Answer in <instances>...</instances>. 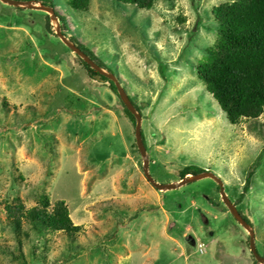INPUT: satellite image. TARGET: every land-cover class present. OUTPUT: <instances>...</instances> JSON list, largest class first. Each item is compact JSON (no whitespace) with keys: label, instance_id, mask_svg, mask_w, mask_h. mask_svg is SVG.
<instances>
[{"label":"rangeland","instance_id":"obj_1","mask_svg":"<svg viewBox=\"0 0 264 264\" xmlns=\"http://www.w3.org/2000/svg\"><path fill=\"white\" fill-rule=\"evenodd\" d=\"M14 1H0V264H252L248 230L263 257L264 167L236 201L264 150V111L228 123L196 75L213 37L196 27L194 13L208 19L223 0H156L151 9L90 0L86 11L51 0L73 36L62 35L66 43L46 32L40 0ZM77 43L112 70L100 68L123 99L77 68ZM13 94L23 97L15 108ZM128 97L141 110L148 175L176 188L147 180L122 107ZM188 165L221 180L227 204L249 219L248 228L211 176L180 183L177 170ZM40 190L50 208L63 201L79 231L40 237L21 219L15 233L5 205L28 211Z\"/></svg>","mask_w":264,"mask_h":264},{"label":"trees","instance_id":"obj_2","mask_svg":"<svg viewBox=\"0 0 264 264\" xmlns=\"http://www.w3.org/2000/svg\"><path fill=\"white\" fill-rule=\"evenodd\" d=\"M30 1L34 3L38 0ZM89 1L68 0V5L74 10L86 11ZM116 1L132 5L138 9H151L156 2V0ZM39 3L54 10V5L51 0H40ZM210 12L211 16L208 19L207 14H201L199 16L197 13H194L196 27L205 28L213 37L211 44L206 48L204 57H201L198 63L196 72L198 80L203 84L206 91L212 95L220 110L224 113L228 123L237 124L242 119L247 122L254 121L264 111V0L218 1L217 4L211 6ZM54 14L59 23L61 35L68 38L70 42H73V36L69 34L63 17L59 16L55 11ZM176 19L178 22L184 21L181 15H177ZM45 20L44 26L46 32L55 36L49 14H46ZM193 35L194 31L190 36L193 37ZM76 47L95 66L110 74L113 73L110 68L97 59L86 47L79 43L76 44ZM75 58L77 68L83 71L90 81L104 85L119 97L113 80L94 70L79 55L76 54ZM41 66L47 69L46 71H51V68L47 65L43 64ZM11 96L13 98V108L17 104L21 105L20 102L23 97H19L16 94ZM2 101L6 105L9 103L5 97H2ZM129 101L142 117L140 108L131 99ZM122 107L126 119L134 130L136 124L135 117L123 103ZM140 136L145 147L141 131ZM133 147L139 154L135 139ZM257 156L247 168L244 176V186L242 192L237 197L236 205L243 201L244 193H249V187L255 171L259 167H264V150ZM52 162L54 161L52 160ZM182 168L181 170H177L178 180L186 176L198 175L205 172L196 165H188ZM215 190H219L217 183L215 184ZM37 200V205L25 212L22 211L21 205H5V220L14 227L15 233H17V230H19L22 224L21 219L30 224L33 231L42 234L40 237L45 236L47 233H58V231H63L67 234H73L79 231L80 226H74L71 222L62 200L50 208L48 196L43 190L39 191ZM248 200L244 202L248 204ZM238 213L244 222L250 225L249 219L241 211H238ZM24 236L27 237V233H24ZM185 236H187L185 240L189 242L192 239L194 240V236L191 234L186 235L185 233ZM66 237L67 239L73 238V236ZM16 240L20 242L19 236H17ZM195 244L193 249L195 248ZM201 246H203V250L200 252L198 248ZM205 249L204 245L201 244L198 245L196 251L200 255H203L206 251ZM252 264H256L255 259Z\"/></svg>","mask_w":264,"mask_h":264},{"label":"water","instance_id":"obj_3","mask_svg":"<svg viewBox=\"0 0 264 264\" xmlns=\"http://www.w3.org/2000/svg\"><path fill=\"white\" fill-rule=\"evenodd\" d=\"M2 3H5V4H14V5H17L18 3L15 2L14 0H0ZM37 9H41V10H44L47 12V14H49L50 16V21L52 24H54V31H55V34L60 36L61 37V40L62 42L66 43L65 41V38L61 35L60 33V26H59V23L55 17V14L53 12V10L49 7H46V6H39V7H35ZM68 45V44H67ZM70 45V44H69ZM68 45V46H69ZM76 50V49H75ZM76 52L84 59V61H86L94 70L98 71L99 73L105 75L106 77L108 76L107 74L108 73H105L103 70H101L100 68H98L97 66H95L86 56H84L80 51L76 50ZM114 82V85L117 89V92L119 94V96L123 99V96H122V90L121 88L119 87L118 83L113 80ZM125 106L127 107V109L129 110V112L135 117L136 119V124H135V128H134V139H135V144H136V148L140 154V156L142 157V162H143V172L147 178V180L157 189L159 190H163V189H174L176 188L179 183H176V184H169V185H160V184H157L156 182H154L151 177L148 175L147 173V163H148V160H147V155H146V151H145V147L143 145V142L141 140V136H140V125H141V118H140V115L139 113L135 110V108H133V106L131 105V103L129 102V100L127 102H125ZM202 176H211L217 183H218V186L220 187V196L222 198V200L224 201V203L229 207V205L227 204L226 202V197L224 195V191H223V185H222V182L220 179H218L217 177H215L214 175H211L210 173H202V174H199L196 176V178H199V177H202ZM195 180L194 179H183L180 183H188V182H191ZM230 209V212L237 217V219L239 220L240 224L247 227L248 226L245 224V222L243 221V219L233 210H231V208L229 207ZM249 233H250V236H249V248H250V252L251 254L253 255V258L255 259V261L259 264H264V258L261 257L259 254H257V252L254 250V244H253V236H252V233L250 230H248Z\"/></svg>","mask_w":264,"mask_h":264}]
</instances>
